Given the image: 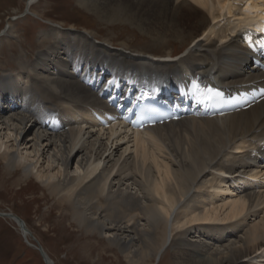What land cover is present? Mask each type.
Masks as SVG:
<instances>
[{
    "label": "bare ground",
    "instance_id": "bare-ground-1",
    "mask_svg": "<svg viewBox=\"0 0 264 264\" xmlns=\"http://www.w3.org/2000/svg\"><path fill=\"white\" fill-rule=\"evenodd\" d=\"M79 1L111 23L128 18L115 4L122 0ZM136 1L170 19L172 29L151 34L161 46L177 40L188 48L184 55L112 50L110 42L80 33L46 34L52 41L32 64L0 75L3 169L44 186L61 219L86 238L84 258L100 239L132 264H151V256L159 264L169 253L170 264H264V72L241 45L242 24L234 18L238 12L244 23L257 24L264 7L255 1L242 9L243 0ZM224 19L232 23L217 32ZM128 20L142 22L135 12ZM217 73L222 79L212 90L224 88L228 101L235 99L223 114L199 111L136 132L118 121L106 130L88 115L112 111L103 96L121 97L111 95V85L143 90L146 82L187 74L200 91ZM221 188L238 191L226 198ZM8 215L2 218L22 238L35 239L24 220Z\"/></svg>",
    "mask_w": 264,
    "mask_h": 264
},
{
    "label": "rangeland",
    "instance_id": "rangeland-1",
    "mask_svg": "<svg viewBox=\"0 0 264 264\" xmlns=\"http://www.w3.org/2000/svg\"><path fill=\"white\" fill-rule=\"evenodd\" d=\"M124 1L126 2V0L119 3L116 1L115 4L118 5L117 8L126 11L124 12L126 15H123L125 18L126 16L129 18L135 12L139 14L142 22L150 21L151 23H134L128 18L121 20L122 22L111 23L99 13L82 7L79 0H0V35H2L0 75L5 73L15 76L21 62L23 67L32 64L37 53L45 50L52 41V38H47L46 34L53 36L57 31L68 33L70 36L80 33L92 38L96 44L110 42L111 45H106L112 50L123 48V50L160 56L166 55L167 52L177 57L184 55L188 48L180 47L177 40L168 39L165 41L166 46H161L156 41L160 38L151 34L164 33L172 29L168 17L166 19L159 15L150 6L136 5V0H130L134 2L126 5L127 7ZM228 23H232V20L225 19L220 26L216 27L217 32L224 30ZM42 166L45 168L46 165L42 164ZM3 167L0 162V214L11 213L24 220L36 240L33 237L28 241L25 240L11 221L0 217V264H44L37 251L38 243L54 264L128 263L113 249L105 246L100 239L95 241L96 244L90 242L92 249H90L89 257L84 258V255L79 253L80 247L84 246L81 244L86 238H82L76 228L68 227L71 221L68 222L63 217L61 219L59 216L61 210L52 205L53 202L47 198L44 186L34 178L26 182L20 181L16 174L8 175L7 173L6 175ZM73 168L74 165L71 164V169ZM237 191L232 190L230 195L229 192L222 191V188L218 190L219 193L223 192V197L228 198L234 196L233 193L236 194ZM220 199V197L216 199L218 205L223 203ZM218 214L223 217L224 213L219 211ZM169 256L170 253L159 264H170L173 258ZM153 262L154 259L151 256V264ZM133 264H146V262ZM147 264L150 263L147 262Z\"/></svg>",
    "mask_w": 264,
    "mask_h": 264
},
{
    "label": "water",
    "instance_id": "water-1",
    "mask_svg": "<svg viewBox=\"0 0 264 264\" xmlns=\"http://www.w3.org/2000/svg\"><path fill=\"white\" fill-rule=\"evenodd\" d=\"M0 217H11V215L0 214ZM13 218L16 219L17 221H19V222L21 223V221H20L19 218H17V217H13ZM37 246H38V251H39V253H40V256H41V258H42L44 264H47V260H46L45 256L43 255L40 246H39V245H37Z\"/></svg>",
    "mask_w": 264,
    "mask_h": 264
},
{
    "label": "snow or ice",
    "instance_id": "snow-or-ice-1",
    "mask_svg": "<svg viewBox=\"0 0 264 264\" xmlns=\"http://www.w3.org/2000/svg\"><path fill=\"white\" fill-rule=\"evenodd\" d=\"M216 95H219V93H216Z\"/></svg>",
    "mask_w": 264,
    "mask_h": 264
}]
</instances>
